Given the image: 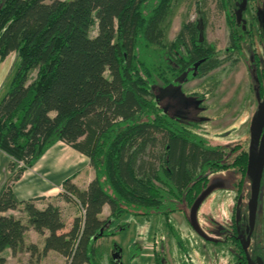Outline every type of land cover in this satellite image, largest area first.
Segmentation results:
<instances>
[{"label":"trees","instance_id":"trees-1","mask_svg":"<svg viewBox=\"0 0 264 264\" xmlns=\"http://www.w3.org/2000/svg\"><path fill=\"white\" fill-rule=\"evenodd\" d=\"M176 1L0 0V62L11 53L18 58L0 99V151L11 159L12 181L57 142L86 156L94 170L84 190L71 179L62 183V197L80 212L66 233H60L65 225L56 205L39 209L35 200H18L6 187L0 193V264L5 250L37 251L34 244L24 245L29 228L44 236L40 254L53 251L66 264H100L98 242L127 229L118 223L124 215L165 218L182 248L171 214L190 209L211 174L239 173L238 192L249 179L245 149L233 147L239 153L225 163L219 146L171 118L155 100L157 83L180 89L221 63L196 22L182 24L167 41L162 24ZM214 1L229 24L226 58L235 61L249 32L229 9L230 0ZM251 59L261 87L264 72L254 53ZM105 206L109 214L102 219ZM10 210L25 215L27 223L6 214ZM244 244L235 245L234 264H246ZM257 256L264 264V255ZM155 261L163 262L158 249ZM107 264L116 263L110 257Z\"/></svg>","mask_w":264,"mask_h":264},{"label":"rangeland","instance_id":"rangeland-1","mask_svg":"<svg viewBox=\"0 0 264 264\" xmlns=\"http://www.w3.org/2000/svg\"><path fill=\"white\" fill-rule=\"evenodd\" d=\"M230 3L229 9L234 11L237 2L230 0ZM251 6L242 16L251 33L245 38L242 54L233 57L235 61L226 58L229 24L226 13L214 0H206L203 4L197 3L196 0H178L173 4L162 24L167 41H172L182 24L196 22L206 43L216 48L217 56L221 60L220 65L202 78L194 79L182 87L184 94L196 96L199 110L191 109L186 105L187 99L191 98L183 96L177 87H163L157 83L153 91L156 102L166 114L177 118L180 123L205 139L211 146H219L225 153V163H229L238 154V151H231L234 146L239 145L247 150L250 128L264 94V81L260 92L254 80L253 67L250 66L252 52L258 56L261 63L264 59L262 29L264 0H253ZM255 16L258 23L254 21L250 26L251 18ZM17 66L18 58L14 53H11L5 62H0V98L8 91ZM34 76L35 72H32L31 78ZM7 164L6 159L0 160V173L5 172ZM239 180V173L233 170L217 172L209 176V186L219 184L221 186L204 199L197 211V222L205 239L190 226V209L186 207L183 208V213H173L170 216L176 236L182 242V248L176 245L165 218L153 216L145 219L124 215L118 223L126 225L127 229L124 231L118 229L112 237L103 238L98 242L100 264H107L108 259L113 255L116 259L119 256L118 262L121 264H156L157 249L159 254L162 253V264H234L236 258L232 239H225L226 236L222 234L221 228H226L228 234L237 207L243 208L248 203L251 182L245 177L241 191L238 193L236 185ZM263 194L264 187L261 189L256 239L250 243L258 241L264 252ZM108 214V207L105 206L102 219ZM21 219L24 224L27 223L25 215ZM35 240L34 245L37 247L35 253L26 251L27 255H25V250L19 251L17 261L12 259L7 264H66L64 258L55 253L40 254L41 238L37 237ZM133 244H136L139 251L133 249ZM133 253L139 255L130 259Z\"/></svg>","mask_w":264,"mask_h":264},{"label":"crops","instance_id":"crops-1","mask_svg":"<svg viewBox=\"0 0 264 264\" xmlns=\"http://www.w3.org/2000/svg\"><path fill=\"white\" fill-rule=\"evenodd\" d=\"M5 60L1 63L5 62ZM5 159L8 164L5 172L0 173V193L6 187H10L18 200L33 199L39 209L44 208L48 203L56 205L61 212L65 225L60 233H66L73 219L79 215V210L76 204L62 197V183L66 179H71V182L78 189H86L88 184L94 179V170L90 165L89 159L69 145L57 142L31 168L25 170L16 181H12L13 172L9 167L10 157L0 151V160ZM6 214H12L20 219L23 217V214L18 211L10 210ZM100 217L102 218V214ZM37 237L41 238L42 248L44 236L39 235L31 228L24 234V245H28V243L35 244ZM51 253L55 252L50 251L47 254ZM19 254L20 252L12 254L10 250H5L1 253V256L5 258V264H7L12 259L17 261ZM25 255H27V252Z\"/></svg>","mask_w":264,"mask_h":264},{"label":"water","instance_id":"water-1","mask_svg":"<svg viewBox=\"0 0 264 264\" xmlns=\"http://www.w3.org/2000/svg\"><path fill=\"white\" fill-rule=\"evenodd\" d=\"M246 7V0H242L239 9L237 10L236 16L237 21L241 20L242 11ZM264 25V21H263ZM264 96L263 99L258 107L255 122L251 127V140H250V147L248 153V174L251 178V195L250 200L248 202V227L252 228L257 206H258V197H259V190H260V181L263 171V164H264ZM221 185H212L208 186L195 200L192 207L190 208L189 213V223L192 229L202 238L205 237L204 233L201 231L198 222H197V211L201 206L204 199L211 194L216 188H219ZM236 218H238V213H236ZM247 264H253L249 259L248 255L246 254ZM113 261L116 264H121L118 262V259L112 256ZM260 264V263H259Z\"/></svg>","mask_w":264,"mask_h":264},{"label":"flooded vegetation","instance_id":"flooded-vegetation-1","mask_svg":"<svg viewBox=\"0 0 264 264\" xmlns=\"http://www.w3.org/2000/svg\"><path fill=\"white\" fill-rule=\"evenodd\" d=\"M235 2H237V8L234 10V12L235 13H237V10L239 9V7H240V5H241V2H242V0H234ZM252 1L253 0H246V7H245V9L242 11V16H243V14L245 13V11H247V9H249V8H251L252 6H251V3H252ZM257 7V6H256ZM242 16H241V20L240 21H237L238 23H241V25H242V29L243 30H247L248 32H249V34L248 35H250V33H251V31H250V29H248L247 28V26H246V22H245V20L242 18ZM254 21H257V23H258V19H257V17L255 16V17H252L251 18V23H250V26L252 25V23L254 22ZM263 23V22H262ZM262 29H263V31H264V25L262 24ZM264 33V32H263ZM247 35V36H248ZM246 36V37H247ZM252 53H254V52H252ZM252 53L250 54V58H251V55H252ZM255 54V53H254ZM256 55V54H255ZM263 55H264V50H263ZM257 56V55H256ZM258 57V56H257ZM234 59V58H233ZM259 59V58H258ZM235 60V59H234ZM264 60V59H263ZM251 63H252V59H251ZM251 66V65H250ZM252 67V66H251ZM259 71H262V72H264V63H263V61H262V63L259 61ZM213 70V69H212ZM206 75V74H205ZM204 75V76H205ZM263 77H264V74H263ZM263 77H262V83H263ZM200 78H202V77H200ZM196 79H198V78H196ZM194 80V79H193ZM190 81H192V80H190ZM190 81H187V82H184V83H182L181 84V86H178L179 88H180V92H181V94L183 95V96H186V97H188V98H191V99H187V101H186V99H185V101H186V105L189 107V108H191V109H197V110H199L198 109V104H199V101L198 100H195V98H196V96L194 95V94H189V95H186V94H184L183 92H182V87H183V85H185L186 83H188V82H190ZM256 85H257V83H256ZM262 85V84H261ZM258 89H260V87H259V85H257V90ZM259 91V90H258ZM260 92H262V89H261V91ZM263 96H264V94H263ZM263 96H262V98L261 99H263ZM262 101V100H261ZM191 104V105H190ZM259 107V106H258ZM196 110V111H197ZM258 110V109H257ZM257 114V113H256ZM171 118H173L174 120H177L178 121V119L177 118H175V117H172L171 116ZM255 118H256V116H255ZM195 119H196V117H195ZM179 122V121H178ZM254 122H255V120H254ZM254 122H253V124H254ZM180 123V122H179ZM182 124V123H181ZM252 124V125H253ZM183 125V124H182ZM186 127V126H185ZM252 127V126H251ZM186 128H188V127H186ZM189 129V128H188ZM190 130V129H189ZM192 131V130H191ZM250 131H251V128H250ZM263 131H264V128H263ZM250 140H251V132H250V138H249V145H248V148H247V155H248V153H249V147H250ZM236 146H239V145H236ZM235 147V146H234ZM241 149H243L241 146H239ZM239 153V152H238ZM234 159V158H233ZM232 161V160H231ZM230 161V162H231ZM229 162V163H230ZM247 167H248V165H247ZM249 179H250V182H251V178L249 177ZM264 187V164H263V171H262V176H261V181H260V190H259V197H258V206H257V211H256V216H255V221H254V224H253V226H252V228H249V230L248 231H246V229H247V227H248V219H249V217H248V203L245 205V206H243V208H241V207H237V212L236 213H238V218H236V214H235V216H234V219H233V223L231 224V226H230V231H229V233L227 234L226 232H228V230L226 229V228H221V232H222V234L224 235V236H226L225 237V239H227V238H230V239H232L231 240V243H232V245L234 246V248H235V258H236V255L238 254L237 253V248H236V244L237 243H239V241H244V245H242L244 248H245V251H244V257H245V262H246V264H247V258H246V254L248 255V257H249V259L251 260V262L253 263V264H262V262H261V260H260V258L257 256L258 254H263L264 255V252H263V247L262 246H260V244H259V242L258 241H256L255 243H250L251 241H253L254 239H256L255 238V233H256V224H258V210H259V206H260V200H261V189ZM241 191V190H240ZM237 192H238V189H237ZM238 193H240V192H238ZM250 195H251V186H250V194H249V200H250ZM263 197H264V194H263ZM249 200H248V202H249ZM237 204H239V201L237 202ZM262 219L264 220V215L262 216ZM202 231V230H201ZM204 239H205V237H204ZM250 244H251V246H250ZM250 247H251V249H250ZM239 258V257H238Z\"/></svg>","mask_w":264,"mask_h":264},{"label":"built area","instance_id":"built-area-1","mask_svg":"<svg viewBox=\"0 0 264 264\" xmlns=\"http://www.w3.org/2000/svg\"><path fill=\"white\" fill-rule=\"evenodd\" d=\"M80 211H81V214H84V211L82 209Z\"/></svg>","mask_w":264,"mask_h":264}]
</instances>
